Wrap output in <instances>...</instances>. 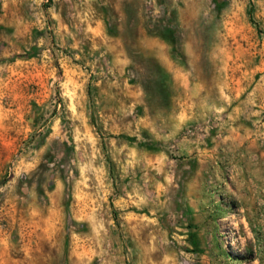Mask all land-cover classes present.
I'll return each instance as SVG.
<instances>
[{"label": "rangeland", "instance_id": "1", "mask_svg": "<svg viewBox=\"0 0 264 264\" xmlns=\"http://www.w3.org/2000/svg\"><path fill=\"white\" fill-rule=\"evenodd\" d=\"M0 264H264V0H0Z\"/></svg>", "mask_w": 264, "mask_h": 264}]
</instances>
